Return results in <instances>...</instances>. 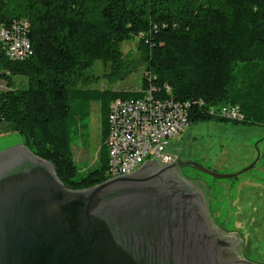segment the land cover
<instances>
[{"label": "trees", "instance_id": "obj_1", "mask_svg": "<svg viewBox=\"0 0 264 264\" xmlns=\"http://www.w3.org/2000/svg\"><path fill=\"white\" fill-rule=\"evenodd\" d=\"M18 19L29 22L33 55L10 62L0 51V76L12 85L0 92V123L70 189L108 179L106 154L78 170L70 138L72 98L94 79L87 69L97 60L110 82L143 66L144 88L149 77L175 99H200L190 123L226 121L205 110L234 104L239 122L264 126V0H0V23ZM133 40L136 52L123 54ZM13 75L26 81L15 87Z\"/></svg>", "mask_w": 264, "mask_h": 264}, {"label": "water", "instance_id": "obj_2", "mask_svg": "<svg viewBox=\"0 0 264 264\" xmlns=\"http://www.w3.org/2000/svg\"><path fill=\"white\" fill-rule=\"evenodd\" d=\"M252 165L219 174L195 161L147 160L134 172L70 189L50 161L11 147L0 152V264H217L203 243L206 231H217L206 187L177 171L193 166L226 178ZM224 236L234 243L231 263L257 264L241 257L235 233Z\"/></svg>", "mask_w": 264, "mask_h": 264}, {"label": "rangeland", "instance_id": "obj_3", "mask_svg": "<svg viewBox=\"0 0 264 264\" xmlns=\"http://www.w3.org/2000/svg\"><path fill=\"white\" fill-rule=\"evenodd\" d=\"M137 41L123 42L121 51L135 53ZM107 66L97 60L87 69L92 81L80 85L72 98L70 138L74 162L85 172L103 154L108 155V108L113 94L139 93L146 79L143 66L125 79L110 82ZM6 73L0 76V92L9 89ZM25 78L13 75L15 87ZM139 96V95H138ZM107 116V118H106ZM23 145L21 135L0 123V152ZM166 151L178 161H195L219 174L238 173L237 177H216L193 166H183L180 174L206 187V206L212 224L226 233H235L241 241L240 255L248 261L264 264V126L242 122L199 121L190 123L170 138Z\"/></svg>", "mask_w": 264, "mask_h": 264}, {"label": "built area", "instance_id": "obj_4", "mask_svg": "<svg viewBox=\"0 0 264 264\" xmlns=\"http://www.w3.org/2000/svg\"><path fill=\"white\" fill-rule=\"evenodd\" d=\"M28 29L26 19L0 23V51L5 59L20 62L33 55ZM169 93L167 84L156 86L148 77L141 96L111 101L108 112H113V119H108L107 145L108 154H114V161L107 163L105 175L108 179L134 172L147 160L178 161L175 155L166 151L168 140L190 124L196 105H201L202 101L179 100ZM205 111L227 120L244 118L240 107L234 104L212 106Z\"/></svg>", "mask_w": 264, "mask_h": 264}, {"label": "flooded vegetation", "instance_id": "obj_5", "mask_svg": "<svg viewBox=\"0 0 264 264\" xmlns=\"http://www.w3.org/2000/svg\"><path fill=\"white\" fill-rule=\"evenodd\" d=\"M175 171L177 170L171 169L169 173L171 172V175H173ZM179 172H181V169L177 171L178 174H180ZM180 175L183 176L182 174ZM226 232L227 231H222L221 229L213 231L212 228H210V230L206 231L204 234L203 243L210 249L211 252L216 254L217 264H244L230 262L231 259H237V256L234 253V243L228 241L224 236Z\"/></svg>", "mask_w": 264, "mask_h": 264}, {"label": "bare ground", "instance_id": "obj_6", "mask_svg": "<svg viewBox=\"0 0 264 264\" xmlns=\"http://www.w3.org/2000/svg\"><path fill=\"white\" fill-rule=\"evenodd\" d=\"M109 119H113V112H109ZM108 155H109L108 163H113V161H114V154H108Z\"/></svg>", "mask_w": 264, "mask_h": 264}, {"label": "crops", "instance_id": "obj_7", "mask_svg": "<svg viewBox=\"0 0 264 264\" xmlns=\"http://www.w3.org/2000/svg\"><path fill=\"white\" fill-rule=\"evenodd\" d=\"M108 114V119H109V112L107 113ZM108 163V162H107Z\"/></svg>", "mask_w": 264, "mask_h": 264}]
</instances>
